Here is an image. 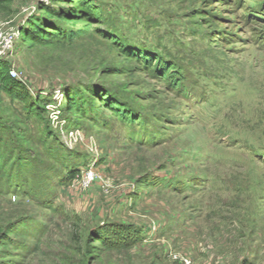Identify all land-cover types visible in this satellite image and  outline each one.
Here are the masks:
<instances>
[{"label":"rangeland","instance_id":"obj_1","mask_svg":"<svg viewBox=\"0 0 264 264\" xmlns=\"http://www.w3.org/2000/svg\"><path fill=\"white\" fill-rule=\"evenodd\" d=\"M84 1L0 0V264H264V0Z\"/></svg>","mask_w":264,"mask_h":264},{"label":"trees","instance_id":"obj_2","mask_svg":"<svg viewBox=\"0 0 264 264\" xmlns=\"http://www.w3.org/2000/svg\"><path fill=\"white\" fill-rule=\"evenodd\" d=\"M62 1L65 3V9L44 10L46 16L41 20L38 19L34 21L32 23L33 27L29 28L31 32L36 31L38 33L41 42H46L51 36H56L61 32L57 23L61 19H63L69 26L82 25L85 32L95 28L97 23H100L96 10H88V4L85 6L84 0H60V2ZM52 18L57 19V22H54ZM26 34L27 33H25V35ZM111 39L117 42L115 37ZM119 46L123 50L124 54L146 63L150 69H153V72L157 73L158 76L163 79V81H169L172 89L186 93V88L183 85V76L180 74L176 64L170 61H165L152 52H145L143 49L126 48V46L121 42H119ZM14 84H16V80L11 78L10 80H7L6 84L3 80H0V91L9 90V88H11ZM98 101L102 107L111 111L122 122H124V124L130 122L135 123L140 119L139 116H136L131 111L127 110L124 105L111 99L107 93H100ZM69 106L71 109L74 108L76 106L75 102H69ZM75 173L77 172L69 173L67 175L69 181L75 178ZM135 233L138 240L141 239L140 230L135 229Z\"/></svg>","mask_w":264,"mask_h":264},{"label":"built area","instance_id":"obj_3","mask_svg":"<svg viewBox=\"0 0 264 264\" xmlns=\"http://www.w3.org/2000/svg\"><path fill=\"white\" fill-rule=\"evenodd\" d=\"M4 39H5L4 36L1 35V33H0V55L3 53V49L5 47ZM12 73L14 74V72H12Z\"/></svg>","mask_w":264,"mask_h":264}]
</instances>
